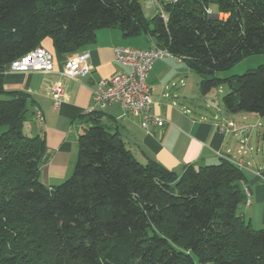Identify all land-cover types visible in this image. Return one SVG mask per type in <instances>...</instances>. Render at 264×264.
<instances>
[{
    "label": "trees",
    "instance_id": "1",
    "mask_svg": "<svg viewBox=\"0 0 264 264\" xmlns=\"http://www.w3.org/2000/svg\"><path fill=\"white\" fill-rule=\"evenodd\" d=\"M164 10L167 21L158 12L147 20L141 0H0V264H264V228L239 214L250 195L242 168L224 159L179 175L143 164L96 110L72 176L47 188L31 96L4 88L9 65L45 38L74 55L112 29L183 58L203 95L226 86L227 113L264 117V65L216 76L264 54V0H179Z\"/></svg>",
    "mask_w": 264,
    "mask_h": 264
},
{
    "label": "crops",
    "instance_id": "2",
    "mask_svg": "<svg viewBox=\"0 0 264 264\" xmlns=\"http://www.w3.org/2000/svg\"><path fill=\"white\" fill-rule=\"evenodd\" d=\"M149 43L148 48L154 46L150 37ZM132 45L117 30H101L94 43L74 55H63L55 49L51 38H45L39 47L54 56L53 73L5 74L4 88L28 93L33 101L34 118L37 111L43 115L46 149L41 159V181L47 188L52 189L72 176L79 154L80 135L90 126L93 89L100 81L130 71L116 61L114 48H135ZM83 53L89 55V72L76 80L64 77L62 72L68 59ZM147 83L153 89L151 112L168 122L165 128L143 129L140 118L126 114L118 104L100 110L102 121L121 135L141 163L155 161L179 175L186 166L200 168L224 159L232 163L242 161L251 194L245 210L254 229L264 228V117L254 114L231 116L222 110L218 114H209V109L213 108L214 90L208 95L201 93V77L184 59L157 61ZM56 84L63 89L58 106L52 95ZM195 98L198 99L197 106L192 103ZM202 98L206 108L199 104ZM240 115L241 120H236ZM228 122H233L234 130L221 131V125ZM260 139H263L261 145Z\"/></svg>",
    "mask_w": 264,
    "mask_h": 264
},
{
    "label": "built area",
    "instance_id": "3",
    "mask_svg": "<svg viewBox=\"0 0 264 264\" xmlns=\"http://www.w3.org/2000/svg\"><path fill=\"white\" fill-rule=\"evenodd\" d=\"M149 1L157 7L161 18L167 21L168 14L164 10V5L176 3L179 0ZM207 14L213 16L212 10H207ZM114 54L116 61L130 71L128 73H119L96 84L93 89L94 106L90 112L103 110L108 105L118 104L126 114L140 118L143 129L165 128L168 122L151 112L153 89L147 83V79L153 65L157 61L167 58L182 60L183 58L176 57L168 50L155 45L148 49L115 47ZM88 57L87 53H83L68 59L62 75L72 80H76L78 76H85L90 70ZM54 69V56L43 47H37L13 61L7 68L6 73L38 72L49 74L53 73ZM52 95L55 106H58L63 96V89L60 84L53 86ZM36 116L39 122H43V115L40 111H37ZM220 130L223 132L233 131V122L222 124ZM234 164L242 169L245 167L242 161L234 162Z\"/></svg>",
    "mask_w": 264,
    "mask_h": 264
},
{
    "label": "rangeland",
    "instance_id": "4",
    "mask_svg": "<svg viewBox=\"0 0 264 264\" xmlns=\"http://www.w3.org/2000/svg\"><path fill=\"white\" fill-rule=\"evenodd\" d=\"M141 4H142V9L143 12L147 18V20H151L153 19L158 12L157 7H155L149 0H141ZM214 12L215 14H217V10L215 8ZM131 43H133V47L138 48V49H147L150 45L149 43V37L146 34H142L141 36L135 37V38H131L128 39ZM264 65V54L263 55H254V56H249L246 58H243L242 60H240L239 62H237L234 67H232L230 70L228 71H223V72H218L217 73V77L218 78H229V77H233V76H240V75H244L245 73H247L249 70H254L257 69L259 66ZM228 93V88L226 86H222L220 88H217L214 90L213 92V108L209 109V114L210 113H221V110L224 112V114H226V109L224 107V103H223V98L224 96ZM198 99L195 98V100L192 102L195 104V106L198 105ZM191 103V104H192ZM200 106L205 107L206 108V103H205V99H201V102H199ZM190 107H193V105H191ZM231 116H234L233 114H230ZM242 118V115L236 117V120L240 121ZM253 122V121H252ZM264 130V127H263ZM255 132H257V130H255ZM255 139H257L255 137ZM242 140H244L242 138ZM263 139H260V145L263 142ZM257 149V148H256ZM249 200H251V194L249 195ZM245 213L246 217H247V221L250 223V216H248V213L245 210V206H241L239 208V214Z\"/></svg>",
    "mask_w": 264,
    "mask_h": 264
},
{
    "label": "water",
    "instance_id": "5",
    "mask_svg": "<svg viewBox=\"0 0 264 264\" xmlns=\"http://www.w3.org/2000/svg\"><path fill=\"white\" fill-rule=\"evenodd\" d=\"M206 79H207V80H212L213 77H208V76H207Z\"/></svg>",
    "mask_w": 264,
    "mask_h": 264
}]
</instances>
